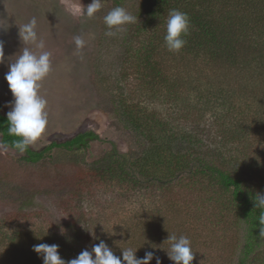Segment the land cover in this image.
<instances>
[{
	"label": "trees",
	"instance_id": "1",
	"mask_svg": "<svg viewBox=\"0 0 264 264\" xmlns=\"http://www.w3.org/2000/svg\"><path fill=\"white\" fill-rule=\"evenodd\" d=\"M112 1L111 10L124 7L136 17L135 23L124 26V33L112 37L117 38L124 55L123 82L135 77L139 83V94L122 92L115 102L116 116L133 132L137 150L122 154L112 143V151L102 159L80 167L69 179L64 196H54L68 217L66 224L50 227L55 237H3L8 228L40 214L32 210L40 194L19 200L23 205L0 222V264H43L33 251L41 243L59 245L61 257L70 260L85 249L91 251L100 240L120 257L122 249L131 247L138 249V258L153 251L163 264H174L160 248L170 233L166 234L163 217L156 212L168 203L159 200L155 216L134 210L147 197H166L175 185L188 181L207 183L214 192L208 200L219 216L216 229L228 227L234 232L231 245L221 236L215 238L222 250L228 247V253L223 251L224 255L212 260L217 264H264L260 210L253 200L256 193L264 194V0ZM172 10L186 13L190 21L184 37L187 42L178 52L169 51L164 41ZM194 114L200 119L192 120L197 128H188ZM208 116L214 132L209 126V131L200 128ZM0 136L5 148L18 152L12 147L18 138L8 134L1 101ZM94 141L101 138L90 131L64 143L54 142L40 152L29 146L21 162L43 166L54 151L86 152ZM113 200L131 204V214L106 228L93 224L89 217L94 215L95 205L101 210ZM87 202L93 208L89 212H85ZM189 233L195 251L202 236L190 229ZM210 233L214 238L216 233ZM204 246L215 255L223 254L213 243L210 247L205 243L201 251ZM151 264H156L155 259Z\"/></svg>",
	"mask_w": 264,
	"mask_h": 264
},
{
	"label": "rangeland",
	"instance_id": "2",
	"mask_svg": "<svg viewBox=\"0 0 264 264\" xmlns=\"http://www.w3.org/2000/svg\"><path fill=\"white\" fill-rule=\"evenodd\" d=\"M81 2L87 6L92 0H0V41L4 44L5 57L4 63L0 64V101L3 114L7 116L11 110L10 102L14 99L5 79L10 65L18 58L23 47H28L36 55L46 51L51 54L52 71L41 82L40 95L47 100L48 125L42 137L30 145L31 149L40 152L54 142L64 143L78 134L90 131L101 138V141L91 142L86 152L68 153L57 150L45 165L31 166L21 162L24 154L5 148L0 136V222L7 220L12 210H18L23 205V201L19 200L29 194H40L32 207V210H38L40 214L31 218L28 223L8 228L2 233L3 237H11L13 234L19 240L55 237L56 233L50 227L56 223L66 224L68 221L57 197H63L68 191L69 179L78 173L80 167L102 159L112 151V143L116 144L122 154L137 150L133 132L115 113L117 98L122 92L139 94V83L135 77L123 82L122 74H125L126 69L122 48L117 38H114L115 35H105L108 29L104 17L111 10L113 1L102 0L101 10L92 18L72 14V6ZM33 17L37 20L38 38L45 44L43 49L31 43L24 45L19 37L20 26ZM122 31L124 33V29ZM77 36L85 41L82 48H77L75 44ZM159 109L167 111L164 106ZM194 116L188 121V128H197L193 122L200 119L196 114ZM205 119L206 121L199 122L200 128L209 131V126L214 132L210 117ZM213 196L214 192L206 182L178 183L166 197L158 195L144 199L134 213L142 215L143 212H148L147 215L154 213V216L156 212L159 213L157 216L163 217L166 234L169 232L178 237L180 234L188 237L191 234L189 229L197 231L202 238L196 246L193 264H204V259L209 260L207 264H217L212 259L224 255L223 251L228 253V247L225 246L222 250L215 238L221 236L226 240V245H231L234 232L228 227L216 229L218 212L214 209L215 204L208 200ZM159 200L168 204L159 206L153 212L160 205L157 204ZM99 201L102 202V198ZM102 203L104 206V202ZM84 207L89 208L85 212L93 209L88 202ZM131 210V204L113 200L101 210L95 205L94 215L89 218L93 224L106 228L123 221L127 214H131ZM210 232L216 233L214 238L209 237ZM205 243L208 247L213 243V247L223 254L215 255L212 249L205 246L201 251L200 247ZM204 253L208 258H205Z\"/></svg>",
	"mask_w": 264,
	"mask_h": 264
},
{
	"label": "clouds",
	"instance_id": "3",
	"mask_svg": "<svg viewBox=\"0 0 264 264\" xmlns=\"http://www.w3.org/2000/svg\"><path fill=\"white\" fill-rule=\"evenodd\" d=\"M101 8L102 0H92L87 6H84L82 2L73 5L71 12L73 15H86L92 18ZM135 22L136 17L124 7H115L104 17V23L108 29L105 35L113 36L116 32L122 31L125 25ZM189 26L190 21L186 13L172 10L168 14L164 41L169 51L178 52L185 46L187 41L184 37L189 32ZM36 29L37 20L33 17L28 23L20 26L19 37L24 45L31 43L43 49L44 41L39 40ZM75 44L77 48H82L85 41L77 36ZM4 59V44L0 41V64L4 63ZM51 71L52 63L49 52L45 51L36 55L28 47H23L18 58L5 74L14 98L10 102L11 110L7 113L8 134L18 138L13 142L12 147L20 154H24L29 146L35 144L46 131L48 125L47 100L40 95V88L41 82ZM253 200L255 208L260 210L258 217L260 236L264 237V194L256 193ZM61 234H65L64 229H61ZM164 243L168 244V248H160L166 251L168 258L174 264H193L196 252L193 250L190 238L184 235L178 237L170 233ZM33 251L41 256L43 264H151L153 259L156 264H163L155 252L147 251L144 257L138 258L136 255L138 249L131 247L122 249V257L117 256L103 240L94 244L91 251L85 249L70 260L61 257L57 244H37L33 246Z\"/></svg>",
	"mask_w": 264,
	"mask_h": 264
}]
</instances>
